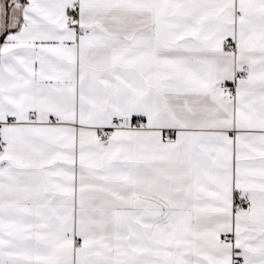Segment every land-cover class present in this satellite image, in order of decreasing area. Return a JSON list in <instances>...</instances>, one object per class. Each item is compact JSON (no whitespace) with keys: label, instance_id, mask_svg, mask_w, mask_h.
Wrapping results in <instances>:
<instances>
[{"label":"snow or ice","instance_id":"obj_1","mask_svg":"<svg viewBox=\"0 0 264 264\" xmlns=\"http://www.w3.org/2000/svg\"><path fill=\"white\" fill-rule=\"evenodd\" d=\"M0 264H264V0H0Z\"/></svg>","mask_w":264,"mask_h":264}]
</instances>
